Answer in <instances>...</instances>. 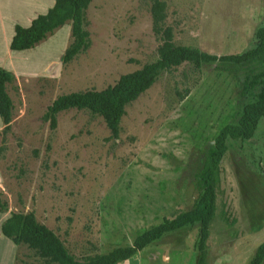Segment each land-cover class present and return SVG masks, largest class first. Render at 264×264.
<instances>
[{
	"label": "rangeland",
	"instance_id": "374dc122",
	"mask_svg": "<svg viewBox=\"0 0 264 264\" xmlns=\"http://www.w3.org/2000/svg\"><path fill=\"white\" fill-rule=\"evenodd\" d=\"M153 1L93 0L85 14L90 46L67 64L70 23L0 64L16 78L7 86L14 114L3 142L0 119V195L8 213L33 212L77 259L129 246L193 208L209 149L249 102L239 96L242 82L264 70L263 63L200 70L184 63L126 106L118 139L86 110L58 114L50 130L42 116L58 96L103 90L156 60L161 41L153 31ZM163 2L173 42L217 57L249 49L264 24V0ZM212 188L206 264H249L264 242V118L250 140L227 141ZM198 240L199 227H187L120 264H196ZM14 246V264H47L27 246Z\"/></svg>",
	"mask_w": 264,
	"mask_h": 264
},
{
	"label": "trees",
	"instance_id": "16d2710c",
	"mask_svg": "<svg viewBox=\"0 0 264 264\" xmlns=\"http://www.w3.org/2000/svg\"><path fill=\"white\" fill-rule=\"evenodd\" d=\"M92 1L55 0L53 7L33 19L30 26L14 27V35L9 45L10 51L22 52L33 49L55 31L70 23L72 42L64 51L62 63L71 62L90 46L89 33L85 29V14ZM151 16L153 31L161 41L156 60L134 72L120 76L114 85L103 90H87L58 96L42 116V121L48 123L50 130L56 129L58 114L71 109L86 110L101 117L110 132V138L116 140L126 106L150 89L162 73L184 63L191 65L194 70H200L204 65L213 63L239 66L264 64V24L256 29L254 44L249 49L241 54L217 57L197 48L176 45L173 42L171 28L163 25L165 19L163 0L153 1ZM15 81V75L11 71L0 67L2 142L11 130L14 114V105L7 92V86H13ZM239 96L249 99V102L243 106L236 123L226 124L221 128L209 149L199 174V193L190 211L181 213L172 220L163 219L160 224L137 235L129 246L116 247L106 254H94L81 259L71 254L52 230L39 223L33 212H10L0 225L1 234L16 246H27L47 264H120L160 241L166 234L197 225L199 240L196 264H206L205 243L214 201L212 182L217 167L227 151V141L250 140L260 120L264 118V70L246 75ZM6 212H8V202L1 194L0 213ZM263 263L264 242L257 247L249 264Z\"/></svg>",
	"mask_w": 264,
	"mask_h": 264
},
{
	"label": "crops",
	"instance_id": "0c3cea01",
	"mask_svg": "<svg viewBox=\"0 0 264 264\" xmlns=\"http://www.w3.org/2000/svg\"><path fill=\"white\" fill-rule=\"evenodd\" d=\"M1 1L5 3L6 7L3 8L0 6V34L4 30L7 33L4 37L1 34L2 39H0V46L4 50L1 51L0 53V59H1L0 64L4 56H8L10 54L15 53V52L10 51L9 49L11 39L14 35V27L16 25H19V26L22 25V27L24 28L30 26L33 19H35L38 15L45 14L50 8L53 7L55 3V0H0V2ZM5 8H9L10 13ZM13 16L15 17V19L11 18ZM21 23H24V24H21ZM33 49L27 50L25 52L32 51ZM8 215H9L8 212L0 213V225L2 221ZM1 236L4 237L0 232V264H14L15 263L14 256H15L16 247L14 245H11L12 246V249H11L8 246V241H5V239L7 240V238L4 237L5 239H3ZM7 248L8 250L11 249L9 254L6 251ZM3 251H5V253H4V256L2 257L1 255Z\"/></svg>",
	"mask_w": 264,
	"mask_h": 264
}]
</instances>
